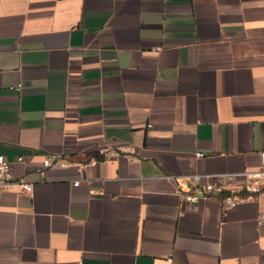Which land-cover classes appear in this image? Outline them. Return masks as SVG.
<instances>
[{
	"label": "crops",
	"instance_id": "crops-1",
	"mask_svg": "<svg viewBox=\"0 0 264 264\" xmlns=\"http://www.w3.org/2000/svg\"><path fill=\"white\" fill-rule=\"evenodd\" d=\"M0 153L34 172L0 188V264H264V190L183 197L262 169L264 0H0Z\"/></svg>",
	"mask_w": 264,
	"mask_h": 264
},
{
	"label": "built area",
	"instance_id": "built-area-1",
	"mask_svg": "<svg viewBox=\"0 0 264 264\" xmlns=\"http://www.w3.org/2000/svg\"><path fill=\"white\" fill-rule=\"evenodd\" d=\"M11 89L21 90L22 84L11 86ZM134 152L128 148H110L102 147L99 150L101 156L116 157L122 153ZM196 156H204L203 152H197ZM24 157L18 156L16 162H23ZM69 162L64 156L55 154L44 158L43 167L36 172L40 177H45L47 171L51 168H65ZM84 169L86 164H81ZM34 172L18 176L13 169V162L4 154L0 153V188H14L19 186L27 194L33 193L32 175ZM187 180L192 184V192L184 194V200L194 205L198 204L204 197L218 196L224 209L232 208L234 205L253 200L264 190V156L263 166L260 171L251 172H227L220 174H191ZM79 180L74 182L78 185ZM261 222L264 223V214L261 216Z\"/></svg>",
	"mask_w": 264,
	"mask_h": 264
}]
</instances>
